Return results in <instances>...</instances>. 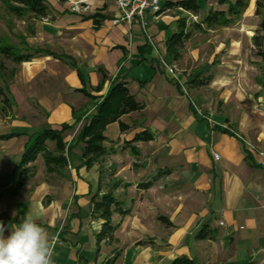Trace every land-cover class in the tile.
I'll return each instance as SVG.
<instances>
[{
    "label": "crops",
    "instance_id": "crops-1",
    "mask_svg": "<svg viewBox=\"0 0 264 264\" xmlns=\"http://www.w3.org/2000/svg\"><path fill=\"white\" fill-rule=\"evenodd\" d=\"M178 1L162 0L146 32L121 21L114 0H48L49 16H32L21 54L39 53L12 70L22 101L0 122V135L19 134L0 140L5 236L31 216L60 236L53 264H264V27L249 9L210 27L203 20L228 5L200 1L196 15ZM183 29L191 37L175 56L168 41ZM116 83L144 108L106 128L89 166L78 136ZM63 125L65 168L48 172L43 154L20 166L39 133ZM109 193L116 229L98 241L93 200ZM205 225L215 235L199 239Z\"/></svg>",
    "mask_w": 264,
    "mask_h": 264
},
{
    "label": "trees",
    "instance_id": "trees-1",
    "mask_svg": "<svg viewBox=\"0 0 264 264\" xmlns=\"http://www.w3.org/2000/svg\"><path fill=\"white\" fill-rule=\"evenodd\" d=\"M3 2L8 10L18 18H24L27 15H32L39 18L48 17L50 14L49 7L46 0H0ZM200 1L208 2L211 0H180L175 4L185 11H189L198 15L201 10ZM220 5H228L227 11H213L203 22L210 27H227L237 20H239L244 13L248 10L251 0H216ZM169 3L165 4L164 9L169 7ZM162 11V10H161ZM185 24V23H184ZM191 37L189 32L184 29L173 35L168 41V48L175 56L178 55L179 49L183 48L184 43ZM39 51L34 53L21 54L17 53L12 47L0 45V54L13 63L19 65L23 62H28ZM261 69V78L259 83L264 89V62L259 65ZM1 68H4L1 65ZM13 72H16L15 70ZM9 88L0 86V98H3L4 103L12 106V102L8 97ZM81 92L85 93V90ZM144 108L143 105L138 103L131 95L129 89L123 83L113 84L110 91L103 102L98 108L97 113L91 118L90 122L86 124L79 133L78 141L83 142L85 147L83 149V157L87 158L86 164L91 166L99 156L105 153L103 143L106 141L105 130L106 128L118 121L121 116L131 112L140 111ZM70 126L63 125L62 130H44L39 133L28 146L27 151L24 153L20 166L25 167L30 163L37 160L38 156L42 153L47 165L48 172H56L63 169L67 165V158L65 153H70L63 141L62 133L68 130ZM19 134L13 133L10 135H0V140L9 139ZM53 141L56 144L55 152L52 153L47 149V142ZM25 171V170H24ZM149 186V185H148ZM118 206V202L112 193L106 194L101 199L93 200L92 216L101 218L105 221L103 230L97 235L98 241L106 238L112 239L115 227L112 225L111 217L114 212V207ZM215 232L205 225L198 235L199 239H206L207 237H214ZM173 264H196L194 261L181 258L173 262Z\"/></svg>",
    "mask_w": 264,
    "mask_h": 264
},
{
    "label": "rangeland",
    "instance_id": "rangeland-1",
    "mask_svg": "<svg viewBox=\"0 0 264 264\" xmlns=\"http://www.w3.org/2000/svg\"><path fill=\"white\" fill-rule=\"evenodd\" d=\"M47 2L48 0H46V3ZM248 9L252 11L253 23L262 24L264 27V0H251ZM31 20L32 15L30 14L24 18H18L14 16L8 10L7 6L0 1V45L12 47L17 53L27 51L28 49L24 44L23 33L29 32L28 26H31L29 24ZM1 65H3L4 68H1ZM17 66L18 65H15L12 60L4 58L0 54V86L3 88L8 87L11 90V93H14V95H11L10 93L7 94L12 104H18L20 101H22V96H20V92L22 90H20L21 86L17 80V73L12 72L14 68L18 69ZM4 106L8 107V103H4L3 98H0V122L7 121V124H10L15 120L14 117L11 118L15 114H8L7 109L3 110ZM27 116L28 113L19 112L17 113L16 120L22 119L23 121H26ZM9 117L11 119H9Z\"/></svg>",
    "mask_w": 264,
    "mask_h": 264
},
{
    "label": "clouds",
    "instance_id": "clouds-1",
    "mask_svg": "<svg viewBox=\"0 0 264 264\" xmlns=\"http://www.w3.org/2000/svg\"><path fill=\"white\" fill-rule=\"evenodd\" d=\"M6 231L0 221V264H53L57 238L31 216Z\"/></svg>",
    "mask_w": 264,
    "mask_h": 264
},
{
    "label": "built area",
    "instance_id": "built-area-1",
    "mask_svg": "<svg viewBox=\"0 0 264 264\" xmlns=\"http://www.w3.org/2000/svg\"><path fill=\"white\" fill-rule=\"evenodd\" d=\"M115 4L120 11L121 21L126 22L132 26L135 22H139L141 27L146 32L148 27V16L157 15L162 10V0H114ZM89 10L88 5L75 4L73 11L83 13ZM197 20V18H195ZM118 22V21H117ZM216 160L220 159L219 154H215ZM223 225V223H221ZM57 243L59 244L60 236L56 235Z\"/></svg>",
    "mask_w": 264,
    "mask_h": 264
}]
</instances>
